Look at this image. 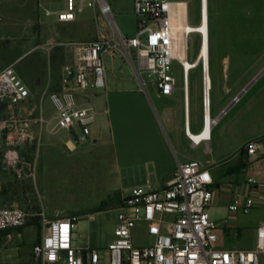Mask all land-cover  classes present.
Instances as JSON below:
<instances>
[{
    "label": "built area",
    "instance_id": "2783aa9c",
    "mask_svg": "<svg viewBox=\"0 0 264 264\" xmlns=\"http://www.w3.org/2000/svg\"><path fill=\"white\" fill-rule=\"evenodd\" d=\"M86 7L104 17L113 37L99 35L94 40L71 43L75 49L74 61L62 69L61 89L49 94L56 108V127L76 133L79 140L91 135L97 110L89 100V92L106 88L104 56L120 53L131 64L142 86L148 85L143 81V75L152 79L150 84L157 89L159 96H170L176 91L173 64H179L188 138L193 145L204 144L208 147L212 137L204 136L203 132L207 126L213 131L227 111L225 108L213 116L212 102L206 93V82L210 75L209 0H200L197 25L190 24L189 1L134 0L138 23L133 37H127L120 31L109 0H64V7L55 14L60 22H73ZM186 24L192 27H186ZM180 33L184 36L183 43L179 39ZM192 35H198L200 39L198 54L193 61L189 60ZM208 39L209 49L205 55L203 48ZM197 67L201 69L203 124L201 130L196 132L199 137L195 140L188 128L189 74ZM246 90H242L234 101L238 102ZM29 96V88L14 65L0 71V105L12 107L26 101ZM36 121L40 126L48 124L42 115ZM12 124L4 154L9 156L12 163H16L19 154L11 149L21 142L32 143L34 135L29 127L30 122L15 123L13 120ZM5 128V125L1 126V129ZM263 147L264 136L257 137L248 141L240 154L250 160L257 157ZM263 167L255 164L249 167V184L257 183L256 176L262 173ZM17 171L20 173L21 169ZM212 183L210 168L200 160H192L180 164L164 186L156 189L136 186L131 188L129 194L122 192L116 207L113 238L104 251L75 245L74 217H48L42 212L36 214L27 211L17 203L2 206L0 244L2 232L25 228L38 221L41 234L32 248L36 264H263L264 225L257 228L256 244L252 250L221 249L217 246V224L209 213ZM254 206V198L247 196L244 201L236 198L229 209L247 214ZM142 224L152 237L151 244L146 246H138L134 241V230Z\"/></svg>",
    "mask_w": 264,
    "mask_h": 264
},
{
    "label": "crops",
    "instance_id": "0c3cea01",
    "mask_svg": "<svg viewBox=\"0 0 264 264\" xmlns=\"http://www.w3.org/2000/svg\"><path fill=\"white\" fill-rule=\"evenodd\" d=\"M43 3L41 1L42 5ZM93 13L95 19L101 16L94 11ZM7 14L12 16L16 13L10 8ZM35 20L42 30L40 32L42 43L34 39V34L8 31L13 23L0 24L2 26H0V40L5 37L11 39V42L5 44L0 51V56L5 55L9 45L20 47L25 39L35 43L28 51L19 54L18 58L3 60L0 63V71L10 65L15 67L16 63L30 51L43 49L50 59V64L43 73L29 74L15 67L18 75L29 88L30 96L26 101L16 105L19 110L14 108L15 106L0 105V110H8L11 114L9 119L0 122V135H8L9 131L2 130L12 128L13 120L15 123L30 122L29 127L34 135L32 143L21 142L11 149L19 154V160L16 163L0 160V207L17 203L27 211L36 214L42 212L48 217H53V214L49 215L46 212L48 208L45 204H41L39 197L35 198L30 194L35 192V182L40 175L45 181L48 176L57 173L44 168L40 169L41 164L44 167L49 166L54 164L52 159L64 157L66 159L65 173L75 177L77 181L91 183V191L98 200L97 204L91 208L93 212L63 215L76 218L75 229H77L82 217H92L116 209L122 192L129 194L131 188L136 186L154 189L164 186L174 176L180 164L200 160L195 158L194 151L201 146L207 147L204 144L193 145L188 138L181 87L177 86L176 91L170 96H159L157 89H153V85L148 91L147 88H143L139 79L141 86L134 79H126L123 75L128 72L122 65V61L126 59L120 53L104 56L106 88L104 98L102 95H96V102L93 103L97 115L92 125L91 135L84 140H79L76 133L59 130L56 127L57 113L54 104L50 99L55 112L46 114L44 101L48 94L61 89L62 69L65 65L73 63L75 49L71 44L59 45L60 38L52 36L54 35L52 31L57 29V24L62 23L57 20L56 14H53V17H47L42 13ZM73 22L78 21L76 19ZM81 25L79 24V29L85 32V36L95 35L94 29L87 30ZM97 35L113 37L112 32L99 30ZM107 58L108 61H106ZM8 62L11 64L3 67V63ZM119 74L122 76L120 77ZM41 115L48 120V124L41 126L38 124L36 119ZM188 122L191 133H196L194 131L200 127V122L192 117L190 98ZM3 125L6 126L5 129H1ZM45 135L47 137L56 135L58 138L53 140L46 138L44 143ZM253 136L255 137L252 139L262 137L264 131H257ZM211 137H213V131ZM200 161L204 164L202 160ZM228 164L222 171H217L216 166L204 164L210 168L213 177V183L210 186L213 196L209 213L211 219L217 224L215 229L218 236L217 246L221 249L252 250L256 244L257 228L264 225V167L262 173L256 176L257 183L249 184L247 178L252 164L264 165V147L257 157L249 160L245 155L239 154L233 164ZM18 169H21L20 173ZM247 196H252L255 201V206L249 213L230 211L229 206L236 198L244 201ZM37 198L40 205L37 203ZM35 203L37 206H34ZM105 204L108 206L100 210ZM57 215L60 214H55ZM36 226L35 234L38 237L34 238V245L40 236V225L35 222L25 228L2 232L1 242L5 236L11 238L14 231L28 232L30 227L36 228ZM27 237L31 236L27 235ZM112 238L113 230L110 232L109 241ZM74 243L80 248L89 247L86 246L87 243L77 241V232H74ZM2 259L3 254L0 253V263Z\"/></svg>",
    "mask_w": 264,
    "mask_h": 264
},
{
    "label": "rangeland",
    "instance_id": "374dc122",
    "mask_svg": "<svg viewBox=\"0 0 264 264\" xmlns=\"http://www.w3.org/2000/svg\"><path fill=\"white\" fill-rule=\"evenodd\" d=\"M185 1H189L190 24L197 25L200 19V0ZM109 3L112 5L114 19L120 31L127 37L135 36L138 19L134 13V0H109ZM62 7H64L62 0H0V24L13 23L8 31L34 34V39L42 43L43 39L40 37L42 30L35 18L40 17L42 13L47 17H53L55 11ZM10 8L16 13L15 15L7 14ZM10 18L13 19L10 20ZM77 21V23L57 24V29L52 31L54 34L52 36L60 38L59 45L97 39L98 30L111 33L110 25L101 16L95 19L91 8L86 7L82 13H78ZM209 21L210 74L213 83V89L211 84L212 115L217 116L225 108L227 111L214 128L210 145L207 148L204 146L197 148L194 154L195 158L202 160L204 164L216 166L217 171H222L227 167V163L233 164L237 160L246 143L255 137L253 134L264 131V0H209ZM79 24L85 26L82 27L84 29H94L95 35L85 36V32L79 29ZM206 41L209 49V39ZM9 42L11 39L7 37L0 40V51ZM33 45L35 43L26 39L20 47L9 45L5 55L0 56V63L3 60L18 58L19 54L28 51ZM199 46L198 35H192L189 41V60L193 61L196 58ZM10 64L3 63V67ZM49 64L48 54L43 49H39L27 53L15 67L29 74L43 73ZM122 65L128 72L123 77L128 80L134 79L140 85L131 64L123 60ZM173 73L177 79V86L181 87L182 71L176 62L173 64ZM119 76L122 75L119 74ZM189 78L191 114L193 119L200 122L201 127L203 115L200 67L190 71ZM142 79L148 83L143 88L149 91L152 88L150 84L152 79L147 75H143ZM244 89L247 90L239 101L235 102L234 99ZM89 94V100L94 103L96 95H102L104 98L105 90L90 91ZM14 106L16 108V105ZM44 106L46 114L55 112L49 94L45 98ZM10 117L8 110H0V122ZM200 127L194 132L199 131ZM2 131H9V127ZM46 138L53 140L58 136L45 135L44 143ZM6 143L7 135H0V160L4 162L10 161L9 156L4 154ZM52 161L54 164L45 167L41 164L40 169L44 168L57 173L48 176L45 181L40 175L35 182L36 190L30 195L39 197L41 204H45L48 208L46 212L49 215L53 214V217L93 212L91 208L97 204L98 200L91 191V183L77 181L75 177L67 175L64 157H57ZM37 203L39 204L38 198ZM34 206L37 204L35 203ZM107 206L105 204L100 210ZM57 213L60 215L55 216ZM116 216L117 210L112 209L92 217H82L77 229L74 230L77 232V241L87 243L86 246L90 248L104 251L110 242L109 236L114 229ZM35 223L40 225L38 221ZM35 229L37 226L30 227L28 232L14 231L11 238L5 236L0 244V253L3 254L0 264H36L32 255L34 238L38 237ZM134 241L138 246L151 244L152 237L147 234L144 224L134 230Z\"/></svg>",
    "mask_w": 264,
    "mask_h": 264
},
{
    "label": "bare ground",
    "instance_id": "6f19581e",
    "mask_svg": "<svg viewBox=\"0 0 264 264\" xmlns=\"http://www.w3.org/2000/svg\"><path fill=\"white\" fill-rule=\"evenodd\" d=\"M182 10H180V12H181ZM187 25L189 26V27H192L190 24H186V27H187ZM184 37V36H183ZM182 37V34L180 33V41L183 43V41H184V38ZM207 49H208V46H207V41H205V43H204V48H203V52H204V54L206 55V53H207ZM211 75V74H210ZM208 76V80H207V82H206V93H208L209 94V99H211L210 97H211V91H212V89H211V84H212V79H211V76ZM208 121H209V123H212V121H211V119H208ZM188 128H189V133L193 136V138L195 139V140H197V138L199 137V136H197L196 135V133H191V131H190V126H189V122H188ZM203 135L204 136H208V135H212V131H210V126H207L206 127V130L203 132Z\"/></svg>",
    "mask_w": 264,
    "mask_h": 264
}]
</instances>
